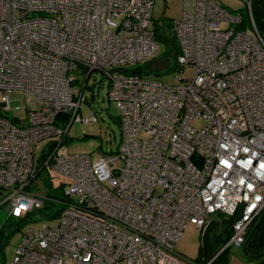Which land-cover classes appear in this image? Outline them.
I'll list each match as a JSON object with an SVG mask.
<instances>
[{
    "label": "built area",
    "instance_id": "built-area-1",
    "mask_svg": "<svg viewBox=\"0 0 264 264\" xmlns=\"http://www.w3.org/2000/svg\"><path fill=\"white\" fill-rule=\"evenodd\" d=\"M153 4L0 0V206L24 217L57 201L33 191L35 180H67L58 224L26 232L10 264H191L176 250L189 224L202 231L241 210L223 250L264 209V39L253 0L247 22L217 0H184L171 27L174 84L158 77L171 57L157 56ZM155 58L168 67L127 69ZM95 72L122 132L97 160L61 151L74 122L98 120L82 114ZM14 91L28 98L23 115Z\"/></svg>",
    "mask_w": 264,
    "mask_h": 264
},
{
    "label": "rangeland",
    "instance_id": "rangeland-1",
    "mask_svg": "<svg viewBox=\"0 0 264 264\" xmlns=\"http://www.w3.org/2000/svg\"><path fill=\"white\" fill-rule=\"evenodd\" d=\"M153 16L154 21L160 24V38H159V52L157 56L164 55L167 52L169 46L164 38L173 39L174 33L171 29L172 22L182 17L184 10V0H153ZM219 4L229 8L239 10L245 14V21H248L245 13V0H217ZM171 41V40H170ZM173 41V40H172ZM171 44H173L171 42ZM171 65L166 69L164 73L159 75V79L166 84H174L177 82V69L173 70L175 65V51L170 53ZM142 67V64H135L129 66V68ZM192 70L187 71L186 76H192ZM103 75L101 72H95L90 79L89 84L94 85L92 90L86 92V100L83 102L84 116H88L90 111H94L98 120L89 124H83L81 122H74L68 132V141L62 146L61 151L70 153H87L90 154L93 160L100 159L107 153L115 151L122 139V132L119 126L118 114L119 109L116 103L108 100L106 82L104 88L98 89V82L102 80ZM94 95V97H93ZM11 107L15 109L17 106L20 108V112H16V115L25 114V109L28 104V98L21 91H14L10 94ZM38 104L35 103V106ZM121 165V164H119ZM45 177L49 178V185L52 183L53 187L62 186L67 180L57 176L55 173L45 172ZM47 181L42 178L35 180L31 186L33 191L41 194H46L49 187ZM29 222L21 226V228L15 229L9 237V240L4 244L3 253L0 252V260L4 257L5 264H10L14 258V254L17 246L22 240L23 235L30 231H38L46 226H56L58 224V218H46L44 214L39 211H34ZM15 221V218L10 216L7 206H0V233L4 226L8 227ZM201 232L196 225L189 224L184 232L183 238L176 244V250L183 253L190 260H194L199 252ZM1 245V242H0ZM232 256L239 250L237 246H232Z\"/></svg>",
    "mask_w": 264,
    "mask_h": 264
},
{
    "label": "trees",
    "instance_id": "trees-1",
    "mask_svg": "<svg viewBox=\"0 0 264 264\" xmlns=\"http://www.w3.org/2000/svg\"><path fill=\"white\" fill-rule=\"evenodd\" d=\"M261 2L262 0H253L252 9L258 30L264 39V21L262 20L260 13ZM156 22L157 21H155V24H158ZM155 29L157 31V38L159 39L160 27H156ZM164 40L167 42V46H169L167 52L164 54L167 57L168 55H170V53H172L173 50L175 52L178 50V45L175 42V38H164ZM171 42L173 44H171ZM127 69L130 72H146L148 74L152 73L146 64L142 67ZM44 178L42 179L47 181V184L49 185V178ZM50 185L49 187L51 189H49V191L45 195L47 197L56 198L57 201L46 199L44 201L43 207L34 211H39L44 214L46 218L53 219L59 217L60 212L63 209V204L61 201H64L66 197L64 195L63 184L62 186L56 188L52 186V183H50ZM34 211L30 212L24 217L15 218V221L8 227L4 226L0 233L1 253H3L2 246L9 240L10 234L15 229L21 228L22 225L29 222L32 217L31 214ZM240 215L241 210H238L234 215L231 216H226L221 213L215 214L208 224L207 228L202 231L200 230L201 237L199 252L194 260H190L191 264H230L232 256V246L227 247L223 250L222 248L231 238L233 233V224L240 217ZM237 247L239 250L236 254L241 257L243 262L249 264H264V209L249 223L245 239ZM0 264H5L4 257L2 260H0Z\"/></svg>",
    "mask_w": 264,
    "mask_h": 264
},
{
    "label": "water",
    "instance_id": "water-1",
    "mask_svg": "<svg viewBox=\"0 0 264 264\" xmlns=\"http://www.w3.org/2000/svg\"><path fill=\"white\" fill-rule=\"evenodd\" d=\"M260 13L262 20L264 21V0H262L260 5ZM169 65V59L168 58H155L147 62V66L149 70L153 73H157L165 68H167Z\"/></svg>",
    "mask_w": 264,
    "mask_h": 264
},
{
    "label": "crops",
    "instance_id": "crops-1",
    "mask_svg": "<svg viewBox=\"0 0 264 264\" xmlns=\"http://www.w3.org/2000/svg\"><path fill=\"white\" fill-rule=\"evenodd\" d=\"M233 258L234 259L231 258L230 264H249V263L243 262L241 257L237 254H234Z\"/></svg>",
    "mask_w": 264,
    "mask_h": 264
}]
</instances>
